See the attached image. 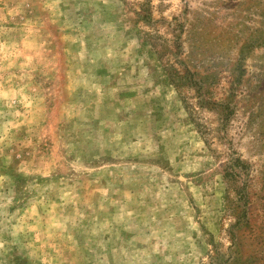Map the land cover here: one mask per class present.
<instances>
[{"label": "rangeland", "instance_id": "374dc122", "mask_svg": "<svg viewBox=\"0 0 264 264\" xmlns=\"http://www.w3.org/2000/svg\"><path fill=\"white\" fill-rule=\"evenodd\" d=\"M0 264H264V0H0Z\"/></svg>", "mask_w": 264, "mask_h": 264}]
</instances>
